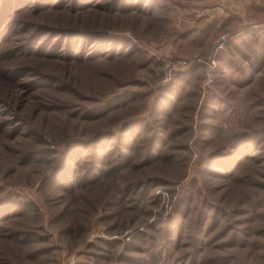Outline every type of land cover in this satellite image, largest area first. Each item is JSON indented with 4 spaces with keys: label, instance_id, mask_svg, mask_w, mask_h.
Returning a JSON list of instances; mask_svg holds the SVG:
<instances>
[{
    "label": "rangeland",
    "instance_id": "1",
    "mask_svg": "<svg viewBox=\"0 0 264 264\" xmlns=\"http://www.w3.org/2000/svg\"><path fill=\"white\" fill-rule=\"evenodd\" d=\"M221 3L0 0V264H264V11Z\"/></svg>",
    "mask_w": 264,
    "mask_h": 264
},
{
    "label": "crops",
    "instance_id": "2",
    "mask_svg": "<svg viewBox=\"0 0 264 264\" xmlns=\"http://www.w3.org/2000/svg\"><path fill=\"white\" fill-rule=\"evenodd\" d=\"M222 5L218 7L220 9V13L223 14V18L225 22L227 19L233 17V19L248 18L258 16V12L264 11L262 9V5L264 4V0H221ZM215 8L209 6V4L204 7V10H208L210 13L213 12ZM249 12V13H248ZM263 16V14L261 15ZM251 17V18H252ZM264 20V19H263ZM258 20H254V23H258ZM264 23V22H262Z\"/></svg>",
    "mask_w": 264,
    "mask_h": 264
},
{
    "label": "water",
    "instance_id": "3",
    "mask_svg": "<svg viewBox=\"0 0 264 264\" xmlns=\"http://www.w3.org/2000/svg\"><path fill=\"white\" fill-rule=\"evenodd\" d=\"M224 40V38L222 37V38H220L217 42H216V44H215V46H217L220 42H222Z\"/></svg>",
    "mask_w": 264,
    "mask_h": 264
},
{
    "label": "trees",
    "instance_id": "4",
    "mask_svg": "<svg viewBox=\"0 0 264 264\" xmlns=\"http://www.w3.org/2000/svg\"><path fill=\"white\" fill-rule=\"evenodd\" d=\"M128 157V156H127ZM126 159H128V158H126Z\"/></svg>",
    "mask_w": 264,
    "mask_h": 264
}]
</instances>
